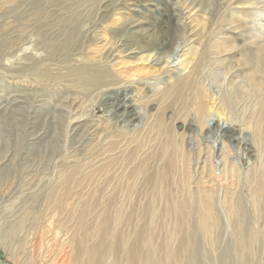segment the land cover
Instances as JSON below:
<instances>
[{"label": "rangeland", "instance_id": "374dc122", "mask_svg": "<svg viewBox=\"0 0 264 264\" xmlns=\"http://www.w3.org/2000/svg\"><path fill=\"white\" fill-rule=\"evenodd\" d=\"M146 1L136 6L131 0H0V40L4 45L0 50V264H20L26 252L36 262L52 255V264L74 263L78 255L71 239L74 234L81 238L85 248L90 244L106 248L113 245L115 264L122 260L121 247L126 241H134L144 257L140 260V254H136L134 264H185L184 253L180 255L177 250L181 243L188 248L194 246L198 243L196 238L202 250L218 260L216 264H240V251L245 250L243 237L223 211L217 212V226L209 230L191 229L182 221L188 217L197 219L196 215L189 216L186 209L175 207L178 197L174 185L180 182L181 151L192 154L196 166L199 147L212 145L217 150L221 135L215 131L201 135L188 131L181 143L174 128L194 113V79L198 78L209 88L206 101L214 104L206 123L222 129L230 125L235 134L240 133L225 115H218L216 105L219 107L225 90L230 91L237 108L243 104L232 89L235 85L244 86L243 75L254 74L253 63L246 64V53L257 51L249 45V22L256 14H264V0H189L198 4L185 10L186 23L191 27L188 44L192 49L174 63L178 68L176 74H166L154 65L152 44L140 52L125 51L127 47L117 44L130 19L145 16L162 30L164 15ZM152 2L162 12L172 10L167 0ZM44 9L50 10V14L43 16ZM52 16L55 18L51 19ZM176 31L177 38L184 36L180 28ZM218 38L223 39L222 49H235L216 53L219 47L213 41ZM196 49L199 51L195 52ZM110 53L113 57L107 59ZM98 65L110 66L112 74L128 81L123 87L128 88L129 96L138 99V126H142L146 111L154 102L167 108L168 116L158 120L153 115L147 120V131L130 144L126 153L110 152L113 157L103 160V165L84 171L92 186L98 183L107 189L113 185L117 188L114 193H104L103 197L99 192L73 195L63 207L62 200L60 203L51 197L47 184L55 178L65 157L71 156L67 160L71 162L82 158L86 161L94 143L88 140L84 127L105 116V106L113 100L109 98L101 106L100 91L108 87L90 89L91 94L85 95L81 72L72 68ZM232 67L234 73H229ZM46 71L51 78L45 76ZM189 74L192 77L187 84L179 83L169 89L176 76L185 79ZM112 88L109 91L115 92L121 86ZM82 103L88 104V118L83 120L87 123L83 129L74 130L71 117ZM169 111H174L175 117H169ZM231 146L234 156H240L237 148ZM101 151L95 147L91 153L97 155ZM146 154H150L148 159ZM204 157L205 151L201 160ZM215 158V163H219V155ZM241 158L248 166L246 159ZM166 165L172 167L167 173ZM79 200L81 205L73 212ZM167 200L170 202L166 209ZM84 206L89 224L81 228L78 220ZM32 207L36 210L32 219L22 227L16 225L7 236L5 232L12 223ZM257 247L254 264L264 263V242ZM87 256L77 260H86Z\"/></svg>", "mask_w": 264, "mask_h": 264}, {"label": "bare ground", "instance_id": "6f19581e", "mask_svg": "<svg viewBox=\"0 0 264 264\" xmlns=\"http://www.w3.org/2000/svg\"><path fill=\"white\" fill-rule=\"evenodd\" d=\"M131 1L136 6H139L138 3L142 0ZM167 1L172 10L163 12L152 0L146 1V4L153 5L155 10L164 15L165 20L160 25L161 31L153 21H149L145 16L143 18L130 19L126 23L125 29L121 32L117 44L121 47H127L125 51L130 52H135L136 49L140 52L141 48L152 44L151 50L155 54L154 65L160 66L159 69L166 74H176L178 68L177 64L174 63L192 49V46L188 44L190 40L188 34L191 31V27L186 23L187 14L185 10H192L198 4L195 5L192 1L189 3V0ZM49 11L48 9L42 10L43 16L50 14ZM55 16L57 17L58 15ZM249 25L251 33L249 45L253 49L257 48V51L256 53H249V55L246 53V64L253 63L254 74L246 73L243 75L244 86L242 84L235 85L232 89L243 104L240 109L237 108L234 102L235 99H232V94L229 90H225L221 96L219 107L216 105L218 115H225L229 122L238 127L240 133L235 134L234 129L232 130L230 125L222 129L219 125L212 127L206 123L209 115L208 111L214 108V104L211 105L206 101L209 88L206 87L204 81L198 80V78L194 79L196 85L194 113L190 119L187 118L181 121L174 128L175 135L180 137L181 143L184 142L183 138L188 131L200 135L215 131L221 135V146L217 150L212 145L207 146V148L199 147L196 166L192 163V154L186 153L185 149L181 151L180 182L179 185H174L175 195L178 197L175 207L178 210L186 209L189 216L196 215L197 219L188 217V219L182 221L191 229L198 227L199 229L209 230L210 227L217 226L219 223L217 212L218 210L223 211L238 230V234L243 237L241 242H244L245 250L240 251V264H254L253 256L255 255L256 257L259 251L258 247L255 248L256 244L264 242V235L262 234L264 219L262 223L259 222V215L263 214L262 216H264V14H256L254 19L249 22ZM179 28L184 32V36L180 39L176 37V30ZM222 40L218 38L213 41V45L215 43L219 47V52L216 53L235 49L233 46L229 49H222L224 47L221 43ZM133 42L137 46L128 47ZM2 47L4 45L0 40V50ZM198 51L197 49L195 50V52ZM110 57H113V53H110L106 58ZM106 66L98 65L95 68L77 66L72 68H75L78 71L77 73L81 72V77L84 81L83 86H86L87 89L84 92L85 95L89 96L93 89L108 87V90L103 89L100 91V96L103 99L101 106H104L105 100L109 98L113 100L109 101V105L105 106V116L98 118V120H91V123L87 124L86 128L84 127L83 131L86 132L88 140H92V143H94L93 148L89 149L90 155L85 156L86 161L83 162L82 158L71 162L67 161L71 156L65 157L66 159H62L63 161L58 166L59 169L55 178L47 184L51 197L57 198L60 203L63 202L61 204L63 207H65L67 199L73 197V195L81 196L99 192L101 197H103L106 193H114L116 191L114 189L117 188L113 185H110L107 189L102 188L98 183L92 186V183L87 178L88 173L84 171L90 167L97 168L103 165V160L113 157L108 154L110 152L126 153L131 148L130 144L135 142L136 138H141L143 133L147 131V120L153 115L154 118L158 116V120L168 116L166 114L167 108L163 109L154 102L149 105L146 111V119L142 126H138L141 118V113L138 111V99L129 96L128 88L123 87L128 81L117 78L112 74L111 67ZM235 67L230 68L228 72L231 73ZM45 73V76H49L48 71ZM189 73L192 74V71ZM190 74L185 79L180 75L176 76L175 82L168 85L169 89L178 86L179 83L182 86L187 84L189 81L187 79L192 77ZM114 86H121V88L115 92H110L109 90ZM90 89L92 90L89 91ZM83 104L76 107L77 110L72 114V117L70 116V124L74 123V127L72 126L74 130L83 129V126L87 123L83 122V120L88 118V114L85 113V108L88 104L86 106ZM169 113H171L169 117H175L174 111H169ZM231 145L237 148V152L241 154L240 156H234V149H232ZM95 147H98V150H102L97 155L91 153ZM203 151H205V157L201 160ZM150 154H146L145 159H148ZM215 155H219V163H215ZM241 156L246 159L248 166H245ZM198 165H201L200 170ZM171 168V165L164 166V172L167 173ZM55 198H52L53 201ZM81 202L82 200H79L73 206V212L78 211ZM169 202L167 200L166 209L169 207ZM35 212L34 207L28 209L20 219H17L18 221L12 223L11 228L5 234L7 236L10 235L11 230L18 224L22 227L28 220L32 219ZM85 215H87V209L84 206L81 209L78 220V225L81 228L89 224L88 218L85 219ZM61 226L64 227L65 225L61 224ZM74 235H72L71 239L72 242L75 241L73 246L78 251V255L75 258V262L73 263L72 261L71 264H115L117 262L115 257L116 248L113 245L106 248L104 245L90 244L85 248L81 238L78 236L74 237ZM138 238L139 236L137 235L136 242ZM182 240H185V238ZM133 242L126 241L123 243L120 264H134L136 254H140V260L144 259L140 248L138 249ZM195 242L198 243L190 248L181 243L177 250L180 255L184 253L186 257L184 260L185 264H216L218 260L208 256L202 250L197 238ZM21 249V252L24 253V246ZM24 254L21 262L19 260L20 264H52L54 261V256L52 255L45 256L44 254L46 258L36 262L31 254L28 252ZM85 254L88 255L86 260L80 261L81 258L79 261L77 260L79 256Z\"/></svg>", "mask_w": 264, "mask_h": 264}]
</instances>
